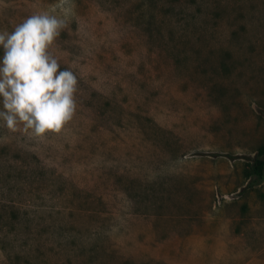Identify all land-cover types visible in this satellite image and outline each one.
<instances>
[{
	"label": "rangeland",
	"instance_id": "374dc122",
	"mask_svg": "<svg viewBox=\"0 0 264 264\" xmlns=\"http://www.w3.org/2000/svg\"><path fill=\"white\" fill-rule=\"evenodd\" d=\"M57 3L0 0V32ZM74 3L73 119L0 121V264H264V0Z\"/></svg>",
	"mask_w": 264,
	"mask_h": 264
},
{
	"label": "clouds",
	"instance_id": "9594fccd",
	"mask_svg": "<svg viewBox=\"0 0 264 264\" xmlns=\"http://www.w3.org/2000/svg\"><path fill=\"white\" fill-rule=\"evenodd\" d=\"M74 0H58L48 11L32 14L13 31L0 32V121L11 132L23 127L37 138L58 134L73 119L78 79L61 69L50 51L74 15Z\"/></svg>",
	"mask_w": 264,
	"mask_h": 264
},
{
	"label": "trees",
	"instance_id": "16d2710c",
	"mask_svg": "<svg viewBox=\"0 0 264 264\" xmlns=\"http://www.w3.org/2000/svg\"><path fill=\"white\" fill-rule=\"evenodd\" d=\"M250 173L257 179H261L264 174V146L260 147L251 161Z\"/></svg>",
	"mask_w": 264,
	"mask_h": 264
},
{
	"label": "crops",
	"instance_id": "0c3cea01",
	"mask_svg": "<svg viewBox=\"0 0 264 264\" xmlns=\"http://www.w3.org/2000/svg\"><path fill=\"white\" fill-rule=\"evenodd\" d=\"M192 236H193V234H192ZM192 236H191V237H192Z\"/></svg>",
	"mask_w": 264,
	"mask_h": 264
}]
</instances>
